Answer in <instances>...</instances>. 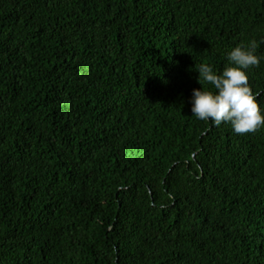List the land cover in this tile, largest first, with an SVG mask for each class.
I'll list each match as a JSON object with an SVG mask.
<instances>
[{
    "label": "trees",
    "instance_id": "16d2710c",
    "mask_svg": "<svg viewBox=\"0 0 264 264\" xmlns=\"http://www.w3.org/2000/svg\"><path fill=\"white\" fill-rule=\"evenodd\" d=\"M252 40L264 0H0V264H264V128L190 103Z\"/></svg>",
    "mask_w": 264,
    "mask_h": 264
},
{
    "label": "clouds",
    "instance_id": "9594fccd",
    "mask_svg": "<svg viewBox=\"0 0 264 264\" xmlns=\"http://www.w3.org/2000/svg\"><path fill=\"white\" fill-rule=\"evenodd\" d=\"M259 44L252 40L227 53L228 66L217 73L213 66L201 64L197 70L198 83L211 85L213 90L194 89L191 112L200 121L219 127L230 125L236 134L255 133L264 128V107L258 103L249 84V71L258 68L264 56L257 55Z\"/></svg>",
    "mask_w": 264,
    "mask_h": 264
}]
</instances>
